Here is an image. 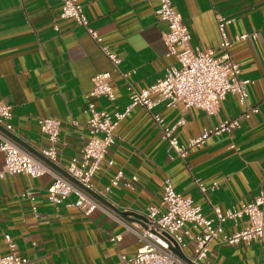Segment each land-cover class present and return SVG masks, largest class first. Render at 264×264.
<instances>
[{
  "label": "crops",
  "instance_id": "obj_1",
  "mask_svg": "<svg viewBox=\"0 0 264 264\" xmlns=\"http://www.w3.org/2000/svg\"><path fill=\"white\" fill-rule=\"evenodd\" d=\"M78 1L99 42L82 26L59 17V0H0V100L11 107L13 128L0 125V141H13L65 177L71 157L80 154L89 138L88 103L98 110L123 111L129 103V84L144 88L175 63L164 42L167 23L155 15L158 0ZM174 6L190 31L191 44L215 55L221 40L217 16L231 20L225 26L229 37L255 34L229 50L240 66V77L248 80L246 105L228 93L214 115L166 102L151 111L134 106L115 128L117 140L106 155L112 166L103 163L93 183L103 188L118 170L137 179L113 186L103 197L107 203L94 196L100 206L87 215L77 207L48 202L51 173L37 178L7 174L0 179V254L8 252L9 236L29 259L27 264H121L122 256L134 254L140 246L128 227L143 226L146 208L159 205L165 177L177 193L200 206L206 218L213 217L214 207L224 211L251 201L260 191L264 194V0H174ZM102 47L119 59L116 65ZM99 73L110 76L112 101L90 95ZM255 106L258 112L243 115ZM153 114L167 126L183 120L175 130L181 143L219 120L237 118L240 126L191 148L184 159L171 158ZM39 118L60 121L56 168L40 154L47 140ZM3 163L0 151V169ZM27 190L34 192L36 211L23 196ZM75 198L72 194L70 201ZM241 226L242 221L222 223L226 233ZM185 253L191 254L190 248ZM208 257L214 264H264V242L229 245L214 239Z\"/></svg>",
  "mask_w": 264,
  "mask_h": 264
},
{
  "label": "built area",
  "instance_id": "obj_2",
  "mask_svg": "<svg viewBox=\"0 0 264 264\" xmlns=\"http://www.w3.org/2000/svg\"><path fill=\"white\" fill-rule=\"evenodd\" d=\"M59 2L61 19L72 20L82 26L97 42L100 41L97 31L90 25L83 5L78 0H59ZM158 2L155 15L167 23L168 31L164 36V42L167 55L173 56L175 63L165 69L161 78L144 88L135 89L129 84V103L123 111L98 110L93 102L88 103L89 138L80 154L71 157L66 167V173L82 187L68 177L55 173L46 163L4 137L0 141V151L4 155L0 179L7 174H25L37 178L45 173H51L53 181L46 193L48 202L54 206L61 204L74 206L87 215L100 205L86 189L106 197L113 186L121 182L130 185L137 179L135 175L128 177L123 170H118L103 188H98L93 183V177L103 163L107 167L112 166L113 160L106 159V155L116 143L115 128L134 106L141 105L151 111L160 102H166L167 106L181 104L184 108H200L208 115H214L228 93L236 94L239 101L246 105L248 80L240 77V66L231 59L229 50L235 42L249 36L254 38L255 34L242 33L229 37L225 26L231 20L217 16L221 40L218 46L220 53L215 55L212 50H202L191 44L190 31L174 6V0H158ZM54 28L58 30L57 25ZM102 51L114 65L117 64L119 59L106 47H102ZM90 95L102 96L110 101L114 99L108 73H99L94 77ZM250 112H258V108L248 107L243 115L248 117ZM11 117V107L0 100V125L10 131L13 129L10 123ZM152 117L161 131V138L166 142L171 158L184 159L191 148L203 145L214 135L231 133L240 126L237 118L219 120L213 127L204 128L198 136L181 143L175 135V130L184 123L182 119L172 126H167L160 115L153 114ZM37 122L47 140L46 145L40 149V154L55 163L60 121L39 118ZM196 183L202 191L205 190L199 180ZM72 194H75L76 198L70 201ZM23 196L32 201V209L36 211L33 204L34 192L27 190ZM213 214L212 218L204 217L201 207L195 205L191 198L177 193L170 178L165 177L159 205H150L146 208L143 226L128 227V230L137 236L140 246L134 254L122 256L121 264H214L208 257L209 244L214 239L220 238L222 242L229 245H237L241 242L246 244L264 242V194L262 191L251 201L239 206H232L224 211L214 207ZM226 220L234 223L242 221V226L234 232L226 233L222 227V223ZM5 242L8 252L0 254V264L29 262L26 256L20 254L16 242L11 237L5 236ZM172 248H177L185 258L175 254ZM186 248H190L191 254L185 253Z\"/></svg>",
  "mask_w": 264,
  "mask_h": 264
},
{
  "label": "water",
  "instance_id": "obj_3",
  "mask_svg": "<svg viewBox=\"0 0 264 264\" xmlns=\"http://www.w3.org/2000/svg\"><path fill=\"white\" fill-rule=\"evenodd\" d=\"M42 159H43L45 162H47L50 166L55 167V168L57 167L55 163L49 161V160L46 159L45 157H42ZM64 173H65V175H66L70 180H72L74 183H76V184H78L79 186H81L76 180H74V179H73L71 176H69L66 172H64ZM81 187H82V186H81ZM84 189H86V188H84ZM86 190H87L89 193H91L93 196H95L98 200H100V201H102V202H104V203H107L106 199H104L103 197H101V196H99V195L93 193L91 190H88V189H86ZM121 214H122L123 216H127V215L130 214V212H121ZM172 251H173L175 254H177L178 256H180V257H182V258H185L184 255L182 254V252H180L177 248H172Z\"/></svg>",
  "mask_w": 264,
  "mask_h": 264
}]
</instances>
